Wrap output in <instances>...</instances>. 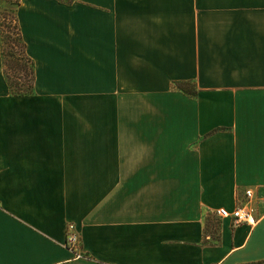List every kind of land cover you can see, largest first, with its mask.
<instances>
[{"label":"crops","instance_id":"0c3cea01","mask_svg":"<svg viewBox=\"0 0 264 264\" xmlns=\"http://www.w3.org/2000/svg\"><path fill=\"white\" fill-rule=\"evenodd\" d=\"M17 16L35 91L10 94L0 41V264H264V0ZM246 190L255 224L217 216Z\"/></svg>","mask_w":264,"mask_h":264},{"label":"trees","instance_id":"16d2710c","mask_svg":"<svg viewBox=\"0 0 264 264\" xmlns=\"http://www.w3.org/2000/svg\"><path fill=\"white\" fill-rule=\"evenodd\" d=\"M6 7L0 6V41L4 65V77L9 92L13 96H27L35 91V63L27 55L26 43L23 40L18 22V10L21 0H2ZM71 4L73 0H58ZM12 6L11 9L8 7ZM7 46L11 50H8ZM176 87L183 92L196 96L198 90L192 82H179Z\"/></svg>","mask_w":264,"mask_h":264},{"label":"built area","instance_id":"2783aa9c","mask_svg":"<svg viewBox=\"0 0 264 264\" xmlns=\"http://www.w3.org/2000/svg\"><path fill=\"white\" fill-rule=\"evenodd\" d=\"M246 201L237 206L236 208L229 210L225 207H221L216 211V214L220 218H229L232 220L233 225L238 226L240 224H255L258 220L255 212L256 207L252 201L253 191L246 190ZM65 246L75 253L76 258H84V254L78 252L80 247V234L76 229L74 223H69L66 230Z\"/></svg>","mask_w":264,"mask_h":264},{"label":"rangeland","instance_id":"374dc122","mask_svg":"<svg viewBox=\"0 0 264 264\" xmlns=\"http://www.w3.org/2000/svg\"><path fill=\"white\" fill-rule=\"evenodd\" d=\"M0 6H1L3 9L6 7L5 3H4L2 0H0ZM8 8L11 9L12 6L9 5ZM7 48H8V50H11L9 46H7Z\"/></svg>","mask_w":264,"mask_h":264}]
</instances>
